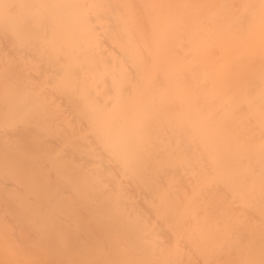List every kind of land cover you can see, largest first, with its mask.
<instances>
[{
    "label": "bare ground",
    "instance_id": "bare-ground-1",
    "mask_svg": "<svg viewBox=\"0 0 264 264\" xmlns=\"http://www.w3.org/2000/svg\"><path fill=\"white\" fill-rule=\"evenodd\" d=\"M0 264H264V0H0Z\"/></svg>",
    "mask_w": 264,
    "mask_h": 264
}]
</instances>
